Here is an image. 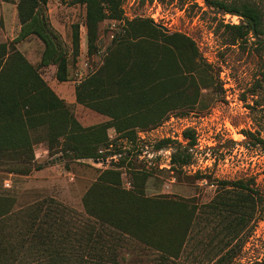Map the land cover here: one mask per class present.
<instances>
[{
    "label": "rangeland",
    "instance_id": "rangeland-1",
    "mask_svg": "<svg viewBox=\"0 0 264 264\" xmlns=\"http://www.w3.org/2000/svg\"><path fill=\"white\" fill-rule=\"evenodd\" d=\"M38 1L39 11L47 15L68 47L73 24H80L83 54L75 67L73 55H69L70 80L75 81L65 84L67 98L62 99L69 119L55 112L41 121L14 123L16 136L29 139L35 162L42 167L28 173L12 172L15 161L0 156V244L7 248L6 254L0 253V264H78L79 260L107 264L109 255L116 264H213L228 248L232 258L227 264H264V42L253 34L233 41L236 31L226 26L240 23L241 17L211 6L207 0H121L120 15L100 22L97 48L89 54L86 4ZM225 1L255 5L261 10L264 27V0ZM19 2L0 0V45L8 49L17 47ZM137 20L165 25L168 31L160 26L165 32L180 33L193 41L194 49L175 54L186 77L180 80V91L174 92L180 104L167 107L156 124L135 126L129 134L109 126L110 139L98 148L97 157L63 156L59 149L69 140L51 135L62 133L64 127L72 133L76 126L71 124L72 118L84 127L112 121L108 114L76 100L73 85L98 69L110 49L142 34L131 28ZM144 29L154 51H162L167 39L154 29ZM34 47L39 54L41 49ZM56 70L54 65L41 68L54 92L61 90ZM185 158L187 162H183ZM224 180H241L257 195L253 215L244 228H236V237L227 235L226 221L218 209L208 206L213 201L235 199L238 188L231 182L222 183ZM103 183L130 191L127 208L133 210L139 206L133 194L153 198L157 210L154 228L173 249L180 245L191 219L178 254L148 247L91 215L85 195ZM99 190L106 195L110 191ZM224 207L220 206L224 214H235L225 213ZM150 215L153 220V213ZM37 230L42 234L49 231L52 242L62 246V260H51L41 238L34 236ZM89 230L103 232L107 243L98 241L92 247Z\"/></svg>",
    "mask_w": 264,
    "mask_h": 264
},
{
    "label": "trees",
    "instance_id": "trees-1",
    "mask_svg": "<svg viewBox=\"0 0 264 264\" xmlns=\"http://www.w3.org/2000/svg\"><path fill=\"white\" fill-rule=\"evenodd\" d=\"M40 1L43 4L48 2V0ZM70 2L87 6L85 24L88 31V53L93 54L98 45L100 22L108 16L120 15L121 0H71ZM207 2L226 13L241 17L240 23L226 26L236 31L233 41L245 39L253 34L258 42H264L260 39L264 35V27L262 13L258 7L250 3L237 5L225 0H207ZM38 7V0H20L18 11L22 30L15 40L19 41L31 33L37 35L45 45L41 65L56 64V78L65 81L69 78V55H73L74 62L80 53V24H73L72 45L68 47L62 34L55 29L47 15L40 12ZM144 27L156 30L167 39L168 43L163 46L162 51H154L155 46L148 41L146 34L148 31ZM131 28L142 34L134 35L133 39L110 49L99 68L82 79L76 87L79 102L87 103L92 108L108 114L112 121L110 124L102 123L84 127L72 118L71 124L76 125L72 126V133L69 132L68 127H64L62 133L51 135L53 139L65 137L69 140L59 149L63 156L97 157L98 148L110 139L107 133L109 126H114L120 133L128 130L126 134H129L135 126L146 127L156 124L167 107L180 104V99L174 92L180 91L182 85L180 80H186V77L178 66L175 54H181L186 48L194 49L193 41L180 33H167L159 24L152 21L149 24L147 21L137 20L131 23ZM5 46L0 45V156L6 157L8 161H15L16 164H11L10 171L28 173L33 168H41L42 164L35 162L33 144L29 142V139L16 136L14 123L17 120L41 121L43 117L49 114L53 116L52 113L55 112L59 115L64 113L69 119L67 117L69 112L64 100L53 91L33 64L15 46L11 49ZM5 56L7 57L4 58ZM164 142L167 140L165 139ZM183 162H187V159H183ZM228 182H231L236 189L238 188L235 199L228 202L223 200L219 203L213 201L208 206L218 209L226 221L227 235L233 233L236 237L238 236L235 233L236 228L242 229L249 223L253 208L255 209L257 204V195L247 183L241 180L222 181L225 184ZM99 189L110 191H107L106 195L101 194ZM129 194L128 190L103 183L95 185L87 192L84 203L91 215L107 223L110 228L128 233L148 247L153 246L169 254L177 255L176 251H179L187 239L191 219L185 226L184 238H181L180 245L173 249L172 245L165 244V238L161 239L154 228L157 218V210L153 206L155 200L133 194V198L139 205L133 210L127 208L131 205L132 197ZM120 205L123 206L120 207ZM222 205H225V213L228 210L235 214H224L220 208ZM150 213H153V220ZM49 225L55 224L50 222ZM40 232L42 231L37 230L34 236L41 238L45 246L44 251L52 255L51 260L56 262L62 260L60 259L62 246L52 242L54 237L49 231L44 234ZM88 234L87 239L94 248L98 241L107 243L105 234L101 231L94 234L89 230ZM0 253H7V248L2 244H0ZM111 253H113L112 248ZM231 258V248H228L213 264H227ZM107 262V264H116L111 259V255ZM82 263L84 260H79L78 264ZM93 264L97 262L94 261Z\"/></svg>",
    "mask_w": 264,
    "mask_h": 264
},
{
    "label": "crops",
    "instance_id": "crops-1",
    "mask_svg": "<svg viewBox=\"0 0 264 264\" xmlns=\"http://www.w3.org/2000/svg\"><path fill=\"white\" fill-rule=\"evenodd\" d=\"M19 21L20 20L18 19V22L15 25V27H16L15 28V30H16L15 33L17 34L16 37H18V35L20 34V32L22 30V23H21V21L20 22ZM6 27H7V24H6ZM0 29L2 30L1 27H0ZM3 32H6V30H3ZM16 37H15V39H16ZM81 37H82V35H81ZM15 44L17 46L16 48L25 56V58L31 64H33V66L37 69V71L40 73V75L42 76L43 79H44V77H43V74L41 72V68L48 67V66H52V65H54V67L57 68V65L56 64H50L48 66L41 65V60H42V55H43V51H44L45 45H44L43 41L37 35H35L33 33L28 34L27 36H25L24 38L20 39L19 41H16ZM35 45L37 47V51H39L41 49V52H39V54L36 53V51H35V47H34ZM81 50H82V48L80 47V53H79V55L76 58L74 67L79 64L80 57L83 54V50L82 51ZM71 66H72V64L69 66V71L71 69ZM70 76L71 75L69 74V78L67 80H65V81H60L59 80V85L61 87V90L60 91H57V90L55 91L60 98L65 99V100L67 98V96L65 95L66 94V89H65V86L66 85L65 84L68 81H75V80H70ZM78 81H82V79H79ZM73 86L75 88L74 90H75V95H76V87H77V84H76V86L75 85H73ZM72 91L73 90L71 88V90L68 92L69 93V96H72ZM76 100H77V96H76Z\"/></svg>",
    "mask_w": 264,
    "mask_h": 264
},
{
    "label": "water",
    "instance_id": "water-1",
    "mask_svg": "<svg viewBox=\"0 0 264 264\" xmlns=\"http://www.w3.org/2000/svg\"><path fill=\"white\" fill-rule=\"evenodd\" d=\"M165 31H168L169 29L165 25H160ZM114 157H108L109 160H114Z\"/></svg>",
    "mask_w": 264,
    "mask_h": 264
},
{
    "label": "built area",
    "instance_id": "built-area-1",
    "mask_svg": "<svg viewBox=\"0 0 264 264\" xmlns=\"http://www.w3.org/2000/svg\"><path fill=\"white\" fill-rule=\"evenodd\" d=\"M204 1H206V0H202V2H204ZM227 15H230V14H227ZM234 16H238V15H234ZM238 17H240V16H238ZM154 18L157 19V17H154ZM96 160H98V159H96Z\"/></svg>",
    "mask_w": 264,
    "mask_h": 264
}]
</instances>
